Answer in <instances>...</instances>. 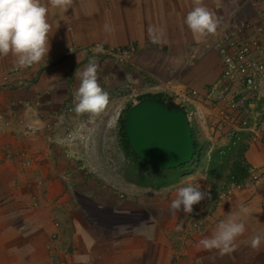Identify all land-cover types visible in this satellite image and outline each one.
<instances>
[{
  "label": "crops",
  "instance_id": "obj_1",
  "mask_svg": "<svg viewBox=\"0 0 264 264\" xmlns=\"http://www.w3.org/2000/svg\"><path fill=\"white\" fill-rule=\"evenodd\" d=\"M41 3L52 25L46 62L19 68L13 55L0 56V264H264V97L247 109V127L232 124L231 137L245 143L248 177L231 182L227 197L212 190L196 159L164 172L170 180L158 188L114 190L102 144L124 100L117 89L128 83L138 100L180 105L196 143L227 138L223 116L231 108L211 93L222 72L213 42L225 27L259 19L260 0H201L219 21L203 37L185 24L196 0H73L66 12ZM95 44L134 50L115 62L89 51ZM94 55L109 104L97 116L77 115L75 73ZM191 182L208 196L191 214H170L176 189ZM229 213L246 227L236 250H204L199 241ZM255 236L259 250L251 247Z\"/></svg>",
  "mask_w": 264,
  "mask_h": 264
},
{
  "label": "clouds",
  "instance_id": "obj_2",
  "mask_svg": "<svg viewBox=\"0 0 264 264\" xmlns=\"http://www.w3.org/2000/svg\"><path fill=\"white\" fill-rule=\"evenodd\" d=\"M49 3L53 8H60L66 12L71 8L73 0H49ZM196 4L197 6L185 17V24L194 35L203 37L215 34L219 24L218 19L201 4V0H196ZM148 30L151 33L153 29L150 26ZM50 33L52 34V25L48 21V7L42 4L41 0H0V56L13 55L16 57V64L19 68L31 67L41 61L46 62L50 48ZM95 51L102 52V46L98 45ZM99 67L94 55L79 73H75L80 81L74 93L76 102L74 111L77 115L97 116L103 113L109 104V94L98 82ZM139 100L137 99V102ZM126 102H130L129 108L135 104L132 100ZM207 196V192L201 191L198 182L178 187L175 198L169 206L170 214L176 215L181 208L185 214H191L193 205L198 204ZM241 211L247 213L248 209L242 205ZM177 230H180L179 227ZM245 231V223L240 220L239 216L229 213L226 220L218 223L215 232L210 237L199 241V246L208 251L218 250L221 255L231 254L236 250V239ZM260 245L261 237H253L251 247L259 250Z\"/></svg>",
  "mask_w": 264,
  "mask_h": 264
},
{
  "label": "built area",
  "instance_id": "obj_3",
  "mask_svg": "<svg viewBox=\"0 0 264 264\" xmlns=\"http://www.w3.org/2000/svg\"><path fill=\"white\" fill-rule=\"evenodd\" d=\"M259 19L250 23L234 26L229 25L218 33L214 39L213 46L220 56L221 76L213 84L212 94L215 100L223 103L224 107L231 108L223 116L225 125L232 127L237 122L239 128H245L249 124L248 108L258 105L264 97V0H260L258 11ZM98 45L95 44L89 49L95 55L114 59L115 62H122L134 50L131 45L127 46H102V52H96ZM137 88L128 83L117 91L125 92L124 100L137 102ZM196 91L192 90L191 94ZM180 103L185 99L176 97ZM123 102L113 111L114 125L120 117ZM31 131L36 129L27 127ZM233 128V127H232ZM233 130V129H232ZM36 203V201H34Z\"/></svg>",
  "mask_w": 264,
  "mask_h": 264
},
{
  "label": "rangeland",
  "instance_id": "obj_4",
  "mask_svg": "<svg viewBox=\"0 0 264 264\" xmlns=\"http://www.w3.org/2000/svg\"><path fill=\"white\" fill-rule=\"evenodd\" d=\"M127 106L125 110L129 109V103L126 102ZM125 110L119 120L110 127V139L109 142L106 140L104 144L105 161L109 163V171L105 172L106 179L110 184L118 186V189L122 191L120 186L126 187L128 191L131 187H142V188H158L163 184L169 182V178L163 173L160 175L153 168L146 166L141 161L137 160L132 153L131 149L124 145V142L120 135L122 117L125 116ZM232 127L227 128L230 135L227 138L221 134L219 139L210 140H197L196 147L198 146V153L193 156V160L185 164L186 166L191 165L196 159V162L204 165L206 169V177L212 183V190L217 192L218 196L227 197L229 186L231 182L241 183L248 176H244L241 179L236 178L233 173L235 166L244 168L248 173L247 165L243 156V150L245 147L244 141H239V138L232 136ZM102 147V146H101ZM130 149V150H129ZM140 159V158H139ZM142 160V159H141ZM181 167V166H180ZM183 167V166H182ZM179 168V167H178ZM176 168L165 169L174 170ZM165 171V172H166ZM122 193H125L122 191Z\"/></svg>",
  "mask_w": 264,
  "mask_h": 264
},
{
  "label": "water",
  "instance_id": "obj_5",
  "mask_svg": "<svg viewBox=\"0 0 264 264\" xmlns=\"http://www.w3.org/2000/svg\"><path fill=\"white\" fill-rule=\"evenodd\" d=\"M124 133L133 154L158 168L183 166L196 154L187 112L171 99L146 97L133 104Z\"/></svg>",
  "mask_w": 264,
  "mask_h": 264
},
{
  "label": "trees",
  "instance_id": "obj_6",
  "mask_svg": "<svg viewBox=\"0 0 264 264\" xmlns=\"http://www.w3.org/2000/svg\"><path fill=\"white\" fill-rule=\"evenodd\" d=\"M143 98H145V97H141L140 99H143ZM126 111H127V109L125 110V112H126ZM120 135H121V138H122V140H123V142H124V145H126V147L128 148L129 145H128V143H127V140H126V137H125V133H124V117H122L121 129H120ZM196 144H197V143H196ZM196 149H197V153H198V146L196 147ZM129 150H130V149H129ZM130 152L132 153V155H133L137 160L141 161V162H142L143 164H145L146 166L153 168L155 171H157L158 174L161 175L162 173H164V172L166 171L165 169L158 168V167H155V166L150 165L149 163H147V162H145V161L139 159L135 154H133L132 151H130ZM177 168H178V167H177ZM232 174H234V175L236 176V178H238V179H241V178H243L244 176H248V173L246 172V170H244V168H240L239 165H238V166H235V170L233 171Z\"/></svg>",
  "mask_w": 264,
  "mask_h": 264
}]
</instances>
